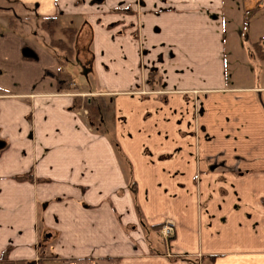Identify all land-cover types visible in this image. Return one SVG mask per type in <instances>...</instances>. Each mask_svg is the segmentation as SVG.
<instances>
[{
  "label": "crops",
  "instance_id": "1",
  "mask_svg": "<svg viewBox=\"0 0 264 264\" xmlns=\"http://www.w3.org/2000/svg\"><path fill=\"white\" fill-rule=\"evenodd\" d=\"M0 143L6 264H264V0H0Z\"/></svg>",
  "mask_w": 264,
  "mask_h": 264
},
{
  "label": "trees",
  "instance_id": "2",
  "mask_svg": "<svg viewBox=\"0 0 264 264\" xmlns=\"http://www.w3.org/2000/svg\"><path fill=\"white\" fill-rule=\"evenodd\" d=\"M55 23H56V19L54 17H48L42 22V27L48 32L49 35H52L53 34V24ZM66 31L69 32L68 36L70 38V36H72L70 34L72 30L62 29L63 33H65ZM253 45H254V48L258 50L257 42H255ZM59 77H60V80L63 79L62 82H59L63 84L61 88H67V80L62 77V73L59 74ZM72 100H73L72 105H71L72 109L76 110L81 105L86 110L88 124L91 125L96 132L98 133L102 132L98 124V116L101 112L109 110V106H108L109 97H105L103 95H93V96H90L89 98H85L82 100V98L79 97V95H73ZM46 259H47L46 256L42 255V248L40 247L39 261H42L43 263H45L47 262ZM0 261L1 262L4 261V263L2 264H6L5 254L0 255Z\"/></svg>",
  "mask_w": 264,
  "mask_h": 264
},
{
  "label": "rangeland",
  "instance_id": "3",
  "mask_svg": "<svg viewBox=\"0 0 264 264\" xmlns=\"http://www.w3.org/2000/svg\"><path fill=\"white\" fill-rule=\"evenodd\" d=\"M252 11L251 10H246L244 13H243V17H242V26H241V29L242 30H244L245 31V26L248 24V23H250L253 19H254V17H253V15H252ZM243 27V28H242ZM246 32V31H245ZM248 33H250V30H249V28H248ZM70 34L72 35V32H70ZM69 34V35H70ZM242 36L244 37L245 36V34H243L242 33ZM56 37H59V41H64V40H66L67 41V39H68V35H67V37H66V35H60V36H56ZM72 36H70V38H71ZM75 43L73 44L74 45V50L77 52V51H79V48L82 46V44L79 42H77V40H78V38H76L75 37ZM66 42H63L62 44H63V51H64V53L62 52L61 53V56H62V58H67V56L68 57H70V44H65ZM74 57H75V59L74 60H76V59H78L77 58V56L74 54ZM69 63L71 64L70 65V69H69V73L73 76V79H74V81H75V83H77L78 85L79 84H84L85 82H86V80H82V79H79L80 78V76H78L77 74H78V71H87L86 70V68H82V66L81 65H79V62H78V60H76L75 62H72L71 60H69ZM80 73V72H79ZM85 79V78H84ZM77 80H79V81H82V82H78ZM1 262V261H0ZM2 263H4V261L3 262H1L0 264H2Z\"/></svg>",
  "mask_w": 264,
  "mask_h": 264
},
{
  "label": "built area",
  "instance_id": "4",
  "mask_svg": "<svg viewBox=\"0 0 264 264\" xmlns=\"http://www.w3.org/2000/svg\"><path fill=\"white\" fill-rule=\"evenodd\" d=\"M159 233L164 239H168L173 234V223L170 220L164 221L159 226Z\"/></svg>",
  "mask_w": 264,
  "mask_h": 264
},
{
  "label": "flooded vegetation",
  "instance_id": "5",
  "mask_svg": "<svg viewBox=\"0 0 264 264\" xmlns=\"http://www.w3.org/2000/svg\"><path fill=\"white\" fill-rule=\"evenodd\" d=\"M85 110V109H84ZM85 112H86V110H85Z\"/></svg>",
  "mask_w": 264,
  "mask_h": 264
},
{
  "label": "water",
  "instance_id": "6",
  "mask_svg": "<svg viewBox=\"0 0 264 264\" xmlns=\"http://www.w3.org/2000/svg\"><path fill=\"white\" fill-rule=\"evenodd\" d=\"M1 144V143H0Z\"/></svg>",
  "mask_w": 264,
  "mask_h": 264
}]
</instances>
